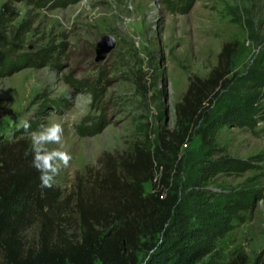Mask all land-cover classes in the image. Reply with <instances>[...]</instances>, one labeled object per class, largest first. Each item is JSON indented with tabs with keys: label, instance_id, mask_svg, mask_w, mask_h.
Returning <instances> with one entry per match:
<instances>
[{
	"label": "rangeland",
	"instance_id": "obj_1",
	"mask_svg": "<svg viewBox=\"0 0 264 264\" xmlns=\"http://www.w3.org/2000/svg\"><path fill=\"white\" fill-rule=\"evenodd\" d=\"M105 35L116 47L98 62ZM0 43L17 55L46 56L38 68L0 77V177L23 167L5 168L10 152L33 155L25 122L29 131L61 123L73 157L42 196L46 208L36 198L25 208L19 236L35 250L43 224L53 245L79 241L83 210L106 207L105 189L128 177L139 155H154L175 128L190 81L207 79L225 45H237L232 72L208 107L211 118L197 128L208 134L206 144L195 131L177 157L165 154L188 227L177 224L160 237L154 250L140 253V264H184L176 253L199 244L211 252L197 264H264V0H67L43 8L0 0ZM253 96L258 123L220 118ZM225 157L253 167L209 169ZM144 189L151 193L152 184ZM245 197L246 206L234 205ZM2 255L0 248V261Z\"/></svg>",
	"mask_w": 264,
	"mask_h": 264
},
{
	"label": "trees",
	"instance_id": "obj_2",
	"mask_svg": "<svg viewBox=\"0 0 264 264\" xmlns=\"http://www.w3.org/2000/svg\"><path fill=\"white\" fill-rule=\"evenodd\" d=\"M10 1L26 2L43 8L53 4L62 6L67 0ZM236 51L237 45L226 44L210 76L190 81L187 93L175 109V128L160 139L154 155L146 158L139 155L137 164L127 167L128 177L112 182L110 189H105L110 193L106 207L83 210V231L79 241L53 245L48 239V226L43 224L41 246L37 250L25 248L19 236V227L25 220V208L36 198L43 211L46 207L41 198L48 193L49 188L42 186L41 174L33 167L31 153L27 154L24 148L20 154L10 152L7 159L3 160L5 168L13 162L21 163L23 167L9 176L0 177V248L3 252L0 264H140V253L154 250L160 237H169L171 230H176L177 224L187 228L181 216L179 189L171 183L173 167L165 162V154H175L177 157L197 128L209 122L211 114L208 107L212 106L219 91L225 86L232 72L231 65ZM45 58L42 53L17 55L12 49H7V45L0 43V77L24 68H38L45 62ZM257 100L253 96L240 104H233L229 113L220 118L233 117V121L239 122V125L250 121L256 123L261 116L257 110ZM195 134L206 144V131L199 130ZM252 167L248 161L225 157L213 163L209 169L214 172L225 170L242 173ZM148 183L152 184V192L147 194L144 186ZM249 201L250 198L245 197L234 205L242 208ZM207 222L211 227L212 219ZM210 252L209 247L199 244L192 251L179 252L175 256H178L180 263L197 264ZM228 264L247 262L245 258H237Z\"/></svg>",
	"mask_w": 264,
	"mask_h": 264
},
{
	"label": "clouds",
	"instance_id": "obj_3",
	"mask_svg": "<svg viewBox=\"0 0 264 264\" xmlns=\"http://www.w3.org/2000/svg\"><path fill=\"white\" fill-rule=\"evenodd\" d=\"M23 128L31 138L32 163L41 174V184L45 188H52L61 169L69 167L73 159L64 150V127L61 123L50 121L37 130L29 131L31 125L28 122L24 123Z\"/></svg>",
	"mask_w": 264,
	"mask_h": 264
},
{
	"label": "water",
	"instance_id": "obj_4",
	"mask_svg": "<svg viewBox=\"0 0 264 264\" xmlns=\"http://www.w3.org/2000/svg\"><path fill=\"white\" fill-rule=\"evenodd\" d=\"M115 47L116 42L111 36H103L97 45V61L103 62L107 58V56L115 49Z\"/></svg>",
	"mask_w": 264,
	"mask_h": 264
},
{
	"label": "built area",
	"instance_id": "obj_5",
	"mask_svg": "<svg viewBox=\"0 0 264 264\" xmlns=\"http://www.w3.org/2000/svg\"><path fill=\"white\" fill-rule=\"evenodd\" d=\"M258 121H260V118H257L256 122L258 123Z\"/></svg>",
	"mask_w": 264,
	"mask_h": 264
}]
</instances>
